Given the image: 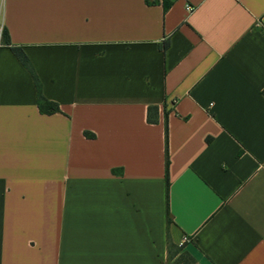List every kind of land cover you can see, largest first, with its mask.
Returning <instances> with one entry per match:
<instances>
[{
  "label": "crops",
  "instance_id": "1",
  "mask_svg": "<svg viewBox=\"0 0 264 264\" xmlns=\"http://www.w3.org/2000/svg\"><path fill=\"white\" fill-rule=\"evenodd\" d=\"M0 26V264H264V0H0Z\"/></svg>",
  "mask_w": 264,
  "mask_h": 264
},
{
  "label": "trees",
  "instance_id": "2",
  "mask_svg": "<svg viewBox=\"0 0 264 264\" xmlns=\"http://www.w3.org/2000/svg\"><path fill=\"white\" fill-rule=\"evenodd\" d=\"M3 36H4V33H3ZM12 51L15 54V56L17 57V59L20 61V63L23 65V67L31 75V78L33 80V84L35 87V91H36V100H37V106H38L39 111L43 114H52V113L59 112V108L55 103L50 102L43 97V95L41 93V83H40L31 63L26 58L24 53L18 48H12ZM262 94H264V91H262ZM146 120H147V123H149V124L156 123V121H157V108L156 107H154V106L148 107ZM165 139L167 142V129L166 128H165ZM168 164H169V160H168V151H167V145H166V149H165L166 173H167V169H168ZM166 187L168 188V179L167 178H166ZM169 222H170V220L167 217V223H169ZM167 248H168V252H170L171 249H174L176 247H174L168 241L167 242ZM188 259L191 262V264H195V262L190 257Z\"/></svg>",
  "mask_w": 264,
  "mask_h": 264
},
{
  "label": "rangeland",
  "instance_id": "3",
  "mask_svg": "<svg viewBox=\"0 0 264 264\" xmlns=\"http://www.w3.org/2000/svg\"><path fill=\"white\" fill-rule=\"evenodd\" d=\"M189 257L184 253L180 252V248L171 249L165 262L162 264H191L188 259Z\"/></svg>",
  "mask_w": 264,
  "mask_h": 264
},
{
  "label": "built area",
  "instance_id": "4",
  "mask_svg": "<svg viewBox=\"0 0 264 264\" xmlns=\"http://www.w3.org/2000/svg\"><path fill=\"white\" fill-rule=\"evenodd\" d=\"M186 10H187V12H191L192 11V7L191 6H187ZM0 33H1V26H0Z\"/></svg>",
  "mask_w": 264,
  "mask_h": 264
}]
</instances>
